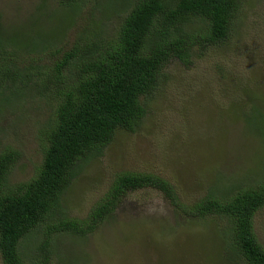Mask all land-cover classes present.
Wrapping results in <instances>:
<instances>
[{"label": "rangeland", "instance_id": "1", "mask_svg": "<svg viewBox=\"0 0 264 264\" xmlns=\"http://www.w3.org/2000/svg\"><path fill=\"white\" fill-rule=\"evenodd\" d=\"M109 2V10L95 15L113 36L130 0ZM96 6V0L85 3L68 32L71 42L89 23L85 17ZM72 12L68 15L59 0H0V33L8 39L19 37L11 49L23 56L34 44L62 43L66 35L60 25ZM48 49L40 51L47 54ZM193 54L190 64L174 61L165 68L164 82L144 100L146 115L135 131L117 135L104 152L82 164L58 206L61 217L87 216L115 176L125 171L166 178L189 205L209 194L228 195L236 187L255 183L264 158V0H246L230 37L206 49L198 46ZM28 57L38 56L31 53L21 58L28 62ZM226 85L225 96L222 88L226 90ZM245 86L251 98L236 95ZM47 100L22 97L19 105H4L0 97V152L6 148L19 152L7 175L9 186L29 181L41 166L40 131L49 125L55 109ZM145 192L126 200L94 234L79 237L63 231L55 236L59 248L52 264H163L165 257L159 248H165L168 257L174 256L172 248H180V263L186 255L187 264H231L221 252L225 237L218 230L230 227L228 223L196 219L195 229L191 225L183 228V218L175 215L163 195ZM44 230L41 227L24 240L21 251L29 263ZM254 230L264 247V208L254 217ZM172 238L179 247L166 246ZM76 255L82 260L74 261Z\"/></svg>", "mask_w": 264, "mask_h": 264}, {"label": "trees", "instance_id": "2", "mask_svg": "<svg viewBox=\"0 0 264 264\" xmlns=\"http://www.w3.org/2000/svg\"><path fill=\"white\" fill-rule=\"evenodd\" d=\"M96 1L97 6L85 17L89 23L74 42L68 32L90 0H59V6L67 9L68 15L73 11L71 23L67 18L59 24L66 35L62 43L50 47L37 43L31 52L19 56L16 48L11 49L19 37L8 39L0 33V97L4 105H19L22 97L28 100L35 97L38 101L47 98V103L55 108L51 122L40 131L43 160L32 179L9 186L7 175L17 163L19 152L13 148L0 152L3 264H52L59 248L55 236L63 231L79 237L94 234L126 200L142 191L151 196L149 191L163 195L175 215L183 218V228L189 225L194 228L196 219L214 218L213 222L228 223L230 227L218 230L225 237L221 240V252L227 254L231 264H264V247L254 230V217L264 208V158L259 163L261 172L255 183L236 187L228 195L209 194L189 205L180 200L166 178L125 171L115 176L104 197L87 216H60L61 199L64 195L65 200L82 164L104 152L117 135L133 132L142 123L146 115L144 100L164 82L165 68L174 61L190 64L198 46L206 49L224 43L246 3V0L244 4V0H130L122 23L110 36L105 23L95 14L109 10L111 4L109 0ZM98 5L103 9L98 10ZM191 23L193 29L188 27ZM44 48H49L47 54L40 51ZM31 53L38 57H28V62L21 58ZM227 87L222 88L225 96ZM236 95L251 98L246 86ZM142 200H146L144 196ZM41 227L45 235L29 263L21 248L25 246L24 240ZM179 233L176 230L175 235ZM175 241L172 238L166 246L179 247ZM172 249L173 257L165 255V248L158 249L164 254L163 264H187L186 255L180 260L182 263L178 261L180 248ZM73 260L79 262L82 256H73Z\"/></svg>", "mask_w": 264, "mask_h": 264}]
</instances>
